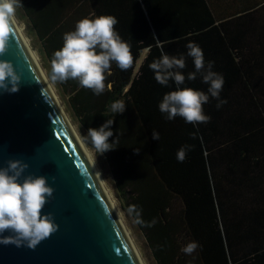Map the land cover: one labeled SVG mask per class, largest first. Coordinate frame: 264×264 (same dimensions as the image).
I'll use <instances>...</instances> for the list:
<instances>
[{
  "label": "trees",
  "instance_id": "1",
  "mask_svg": "<svg viewBox=\"0 0 264 264\" xmlns=\"http://www.w3.org/2000/svg\"><path fill=\"white\" fill-rule=\"evenodd\" d=\"M18 19L39 41L45 67L63 35L84 17L112 16L127 42L132 64L106 73L105 91L94 95L78 81L56 82L85 131L113 118L115 149L102 156L126 204L141 211L143 232L156 264H264V0H21ZM155 37V39L153 38ZM197 44L205 64L224 78L220 99L203 105L211 117L195 127L169 121L158 109L175 84L157 83L149 64L160 48L185 55ZM185 87L207 93L197 74ZM123 100L126 110L108 108ZM159 140L152 138V132ZM191 145L185 160L178 150ZM135 219V216L132 215ZM196 241L191 255L181 249Z\"/></svg>",
  "mask_w": 264,
  "mask_h": 264
},
{
  "label": "water",
  "instance_id": "2",
  "mask_svg": "<svg viewBox=\"0 0 264 264\" xmlns=\"http://www.w3.org/2000/svg\"><path fill=\"white\" fill-rule=\"evenodd\" d=\"M0 61L21 77L19 91L0 92V168L20 160L28 166L21 182L46 177L54 191L42 212L58 225L35 249L0 244V264H145L94 148L81 141L13 16Z\"/></svg>",
  "mask_w": 264,
  "mask_h": 264
},
{
  "label": "clouds",
  "instance_id": "3",
  "mask_svg": "<svg viewBox=\"0 0 264 264\" xmlns=\"http://www.w3.org/2000/svg\"><path fill=\"white\" fill-rule=\"evenodd\" d=\"M21 0H0V54L7 48L8 25L15 10L21 7ZM118 21L112 16L84 17L76 22L74 30L64 33L63 44L53 53L51 59L50 79L52 82H64L69 79L78 81L79 85L91 89L94 95L104 93L106 73L113 63L120 70H127L132 64L129 45L115 30ZM155 39V37H153ZM186 56L191 57L195 71L187 77L182 70L186 67L185 55L179 57L160 48V57L149 64L154 78L160 85L169 87L175 84V90L166 93L158 104V109L165 119L172 121L181 117L186 123L195 127L207 123L211 117L206 115L203 105L210 97L218 101L220 108L226 100L220 99V92L225 83L222 74L213 71L214 62L205 64L203 50L195 43L186 45ZM199 74L202 82L208 85L207 93L185 87V80H195ZM21 77L14 71L10 62L0 61V92L15 93L19 91ZM126 105L123 100H115L108 111L116 116L124 113ZM113 118H108L98 128H89L83 139L92 145L97 153L103 155L115 149L118 136L113 137ZM152 138L159 140V134L152 132ZM191 145L182 146L177 152L178 162L185 160ZM27 164L20 160H9L7 167L0 168V244H14L35 249L41 241L48 238L58 228L50 213H43L47 199L52 196L53 188L44 176L29 175L22 182L20 177ZM129 215L135 216L136 223H143L141 211L137 206L128 208ZM9 231L11 235L4 236ZM199 247L198 242L191 241L181 251L193 254Z\"/></svg>",
  "mask_w": 264,
  "mask_h": 264
},
{
  "label": "rangeland",
  "instance_id": "4",
  "mask_svg": "<svg viewBox=\"0 0 264 264\" xmlns=\"http://www.w3.org/2000/svg\"><path fill=\"white\" fill-rule=\"evenodd\" d=\"M20 7H18L15 10L14 13V17L17 21L18 26L22 29V32L24 34V36L26 37V39L29 42L30 47L33 49V51L37 54L40 63L43 67V69L45 70L49 80L50 79V72L47 69V67H45V63H44V59L42 58V53H41V47L39 44V41L33 36V34H31L28 29L26 28L25 22L21 21L20 19H18V13H19ZM51 84L53 85V87L56 90V93L60 99V101L62 102L66 112L68 113L72 123L74 124V126L76 127L77 131L79 132L83 142L85 143V145L87 147L93 148L91 144L86 143L83 139V135H86L85 131L80 127L78 121L75 119V117L72 115L71 111H69L68 108V93H66L65 91L62 90V88L58 85V83L56 82H52ZM93 159L95 161V164L97 165V167L99 168L102 178L105 181V183L109 186L110 191H111V195L112 198L114 200H116V202L119 204V210L121 213V216L129 230V232L131 233L132 238L139 244L140 246V250H141V255L145 261L146 264H156L151 251L149 249V246L145 240L144 234L143 232L140 230V228L138 227L137 223L135 222V219L133 218L132 215H129L128 213V206L126 204V201L124 200V198L122 197V195L120 194V192L114 187L113 182L111 181V178L109 177V172H108V168L105 166L102 156L97 153L94 149L93 151Z\"/></svg>",
  "mask_w": 264,
  "mask_h": 264
},
{
  "label": "bare ground",
  "instance_id": "5",
  "mask_svg": "<svg viewBox=\"0 0 264 264\" xmlns=\"http://www.w3.org/2000/svg\"><path fill=\"white\" fill-rule=\"evenodd\" d=\"M13 17H14V15H13ZM14 19H15V17H14ZM15 21H16V19H15ZM16 23H17V21H16ZM18 25V24H17ZM20 28V27H19ZM21 29V28H20ZM21 31H22V29H21ZM23 33V32H22ZM24 35V34H23ZM25 37V36H24ZM25 39H26V37H25ZM26 41L28 42V40L26 39ZM28 45H29V42H28ZM29 47H30V45H29ZM30 49H31V51L33 52V54L35 55V57L37 58V60L40 62V60H39V58H38V56H37V54L33 51V49L30 47ZM41 64V63H40ZM45 71V70H44ZM46 73V72H45ZM49 79V78H48ZM50 81V80H49ZM50 83H51V81H50ZM52 85V84H51ZM52 87H53V85H52ZM53 89H54V91H55V93H56V90H55V88L53 87ZM56 96H57V98H58V100H59V102H60V104H61V106H62V108H63V110H64V112H65V114L67 115V117L69 118V120L71 121V119H70V117H69V115H68V113L66 112V110H65V108H64V106H63V104H62V102L60 101V99H59V97H58V95H57V93H56ZM71 123H72V121H71ZM72 125H73V127H74V129L76 130V132L78 133V135L80 136V134H79V132L77 131V129H76V127L74 126V124L72 123ZM80 139H81V141L83 142V140H82V138H81V136H80ZM83 144L85 145V143L83 142ZM86 146V145H85ZM87 147V146H86ZM95 162V161H94ZM105 182V181H104ZM144 260V259H143ZM145 262V261H144ZM146 264V263H145Z\"/></svg>",
  "mask_w": 264,
  "mask_h": 264
}]
</instances>
